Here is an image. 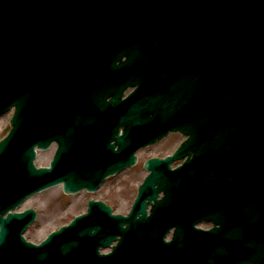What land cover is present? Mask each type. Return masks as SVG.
Listing matches in <instances>:
<instances>
[{"label": "rangeland", "instance_id": "obj_1", "mask_svg": "<svg viewBox=\"0 0 264 264\" xmlns=\"http://www.w3.org/2000/svg\"><path fill=\"white\" fill-rule=\"evenodd\" d=\"M12 114L13 110H10L0 116V138L7 133ZM182 139L183 135L180 133H171L158 144L141 149L138 152L139 161L134 167L106 180L97 192L81 191L78 194H66L59 185L34 195L19 208L34 207L38 211L36 221L26 230L25 234L33 241H40L52 229L58 228L70 221L74 215L83 212L91 197L104 199L114 207L116 212H128L136 195L138 184L147 173L143 166L144 161L153 155L170 153ZM55 149L54 144L46 151H39L36 163L47 165Z\"/></svg>", "mask_w": 264, "mask_h": 264}, {"label": "water", "instance_id": "obj_2", "mask_svg": "<svg viewBox=\"0 0 264 264\" xmlns=\"http://www.w3.org/2000/svg\"><path fill=\"white\" fill-rule=\"evenodd\" d=\"M42 1L44 3H46V0H42ZM50 1H52L53 4L54 3L58 4L57 11H58V13L60 15L61 14H65V13L74 14L78 10L77 7H76L77 3L80 4L81 8H83V10H82V15L83 16H81V14L79 13L77 15L76 20H77V24H80L84 28V31L86 32V34L88 36H84L83 35L81 37L80 42H78L76 44V47H79V48L82 49V47L86 43H89V45L93 48V50L97 51L98 53H103V51L100 48L103 47V46L108 45L107 44V41L109 40L108 32H110V34H112V36L114 38L113 40L115 41L117 46H123L124 44H126L128 38L130 37L129 30L127 28H125V26H126L125 23H128L129 22L128 20L124 21L123 19H119L118 21H116L114 23L112 30H107V29H105V24L102 23V21L104 20L103 17H100L99 19H97V21H100L101 23H98L93 17L92 18L91 17H84L90 11L91 7L95 9V5L94 4H95L96 0H79V1H77V0H70V1L69 0H65V1H67L66 3H62V2L58 3V2H55L53 0H50ZM254 1H260L261 2V1H264V0H254ZM254 1L253 0H245V3H246L247 6L250 7L252 4L255 3ZM15 3H22L23 5H25V4H30L31 5V9H30V11L28 13V16H29V25L33 26L34 25V23H33L34 20L32 19L33 18L32 16L36 12V10H35V1H31V0H15ZM0 5L3 6V10H2V12L0 14V23H2L3 22V15L5 13H9L12 8L9 7L10 6L9 0H0ZM17 17H20L22 19L20 21L24 25H27L25 23V21H23L25 19V15L22 12V9L19 10V8H18V10L16 11V18ZM105 19H107V18H105ZM17 20H19V19H17ZM15 21L16 20H12L13 23ZM145 28H147L146 25L142 24L141 29H140V33L142 32V36H144V37L145 36L146 37H152V36L155 35V34L150 33V32H147V34H149L148 36L145 35ZM25 34H26L25 42L31 41L34 38H38V39L40 38L38 36V34L35 33L34 31L26 30ZM58 41L59 42H63L64 45H66V46H71V36L68 35V34L65 37L59 38ZM118 51H120L122 53H125V50L122 47V49H120V50L113 51L112 54L115 55V54L118 53ZM120 52L117 54V56H120ZM15 102L19 105V106L17 105V108L21 109L24 102H22V101H20L21 103H18V101H15ZM23 108H25V107H23ZM12 122H13V120H12ZM6 139L7 138H4V139H2L0 141V149L5 144ZM62 142H63V140H62ZM32 149H33V147H32ZM159 161H160L159 159H154V160L150 159V160L147 161L146 166H150V164H154V163H157ZM115 171L116 170H111L107 174H110V173L115 172ZM260 174H261V171L259 169L258 170L256 169V171H254L252 176H259ZM62 178H63L62 180L64 181V185H65V190L66 191L74 192V191H77V190L81 189L82 186L84 185V184H80L81 182L75 183L74 181H72V179L70 177H62ZM85 185H87L88 188H93V187L95 188V186L92 187L90 184H85ZM162 185L164 186V184H162ZM156 196H157V193H155L154 197L156 198ZM94 204L95 205H103V203L101 201L98 202V203L94 202V201H90V205L91 206L94 205ZM146 206H147V203H143L142 204L143 213H145ZM191 206H192V208H196L197 207V203H196L195 200L191 201ZM218 206H219V210H224L225 208L230 209V208L234 207L233 204H229V203H226V202L225 203L224 202L220 203ZM107 210L110 212L109 214L112 216L110 209L108 208ZM29 211L30 210L26 211L24 214H27ZM24 214H18V215L24 216ZM34 214H35V212L33 211L32 212V217H31V219L29 221L34 219ZM14 216H13V214H10V216L7 217V218H4L2 216L0 217V242H2L3 240H5L8 237L9 232H8V228L5 227V224L7 222L9 223L11 221L12 217H14ZM116 216L120 220L118 222L119 223L118 230L115 233L107 234L105 241H101L100 244H110L117 237L118 233H120L121 235L126 237L131 232V224H129L127 227H124V222L130 221V219H128L126 217H123L122 215H114L112 217L115 218ZM145 218H146V216L143 215L142 219H145ZM252 220L256 221L254 218H252ZM29 221H26L25 224L18 230V237L22 238L21 237V233L28 226ZM187 221H188V219L185 218L184 220L180 221L179 223H180L181 226H183V225H185L187 223ZM12 223H13V221H12ZM97 228H100V226H97ZM83 231L80 230V231L77 232V234H82ZM55 235H57V233H55V232L52 233L48 237L49 239H48L47 242H49L51 240V238L53 236H55ZM138 236L143 238L142 240H144V239L145 240H149L152 243L153 242H157V240H159V239H157L158 236H156V235H154V234H152L151 232H148V231H146L144 233H140V234H138ZM69 245H70V242H68L66 246H69ZM97 248L98 247L95 248V252L97 251ZM198 253L200 255L203 254L202 252H198ZM186 255H188L189 257H191L193 255V257L190 258L187 262L184 261L187 264H191L192 262H190V260H192L194 258V255H197V253H194L192 251H188L186 253ZM249 257H251V256H249ZM251 258L255 259V261H257L258 264H264L263 263V255L259 254L258 256L251 257ZM167 262H168V264H170V261H167ZM93 264H101V262H93ZM234 264H241V263H239L237 261Z\"/></svg>", "mask_w": 264, "mask_h": 264}]
</instances>
